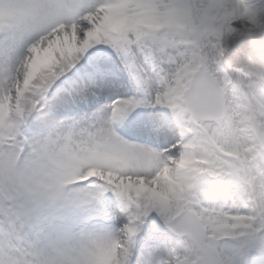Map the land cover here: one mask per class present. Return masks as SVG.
Listing matches in <instances>:
<instances>
[{
	"label": "snow or ice",
	"instance_id": "1",
	"mask_svg": "<svg viewBox=\"0 0 264 264\" xmlns=\"http://www.w3.org/2000/svg\"><path fill=\"white\" fill-rule=\"evenodd\" d=\"M253 71L264 0H0V264H264Z\"/></svg>",
	"mask_w": 264,
	"mask_h": 264
},
{
	"label": "bare ground",
	"instance_id": "2",
	"mask_svg": "<svg viewBox=\"0 0 264 264\" xmlns=\"http://www.w3.org/2000/svg\"><path fill=\"white\" fill-rule=\"evenodd\" d=\"M229 56V54H228ZM264 75V74H263ZM159 217H156L154 214H151L148 218L150 222H154L155 224H162L163 221L158 219ZM169 232V231H168ZM145 233V231H144ZM170 233V232H169ZM156 235V236H160L162 237V235H160L159 233L155 232V233H152L151 236L153 235ZM171 234V233H170ZM166 236H170V235H166ZM184 238H181V237H176V238H173L174 240V246H175V250L178 251V250H182V247H183V244H182V241H183ZM174 251V250H173ZM172 251V252H173Z\"/></svg>",
	"mask_w": 264,
	"mask_h": 264
}]
</instances>
